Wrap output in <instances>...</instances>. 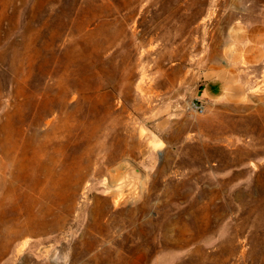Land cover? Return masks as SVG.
<instances>
[{"label":"rangeland","instance_id":"rangeland-1","mask_svg":"<svg viewBox=\"0 0 264 264\" xmlns=\"http://www.w3.org/2000/svg\"><path fill=\"white\" fill-rule=\"evenodd\" d=\"M259 32L264 0H0V264H264Z\"/></svg>","mask_w":264,"mask_h":264},{"label":"crops","instance_id":"crops-1","mask_svg":"<svg viewBox=\"0 0 264 264\" xmlns=\"http://www.w3.org/2000/svg\"><path fill=\"white\" fill-rule=\"evenodd\" d=\"M249 37L248 39H250V43L248 44L247 42L248 45L243 46L244 50H242L241 52L243 55L245 50L248 51L249 53L246 52V55H245L246 58L251 62H257L260 60V56L261 57L264 56V50H260L259 48V47H262L261 43L259 42H262L263 40L262 38H264V36H263V33L261 34L259 32V33H255L254 35L252 33ZM244 38L245 37L240 36L237 39H244ZM229 86H230L229 81H226L224 78L218 77L216 79H210L202 86L201 95L203 98H206V99L220 98L225 94ZM233 92H235V90Z\"/></svg>","mask_w":264,"mask_h":264},{"label":"bare ground","instance_id":"bare-ground-1","mask_svg":"<svg viewBox=\"0 0 264 264\" xmlns=\"http://www.w3.org/2000/svg\"><path fill=\"white\" fill-rule=\"evenodd\" d=\"M127 166H128V164H127ZM126 166V167H127ZM124 172V171H123ZM127 173L131 176V178L132 179H138L139 177H140V173L138 172V170L137 169H135V168H133V167H129V168H127ZM134 184V183H133ZM132 183H131V185L130 186H128L129 188L130 187H133L134 185H133ZM128 185V184H127ZM136 185V184H135Z\"/></svg>","mask_w":264,"mask_h":264},{"label":"built area","instance_id":"built-area-1","mask_svg":"<svg viewBox=\"0 0 264 264\" xmlns=\"http://www.w3.org/2000/svg\"><path fill=\"white\" fill-rule=\"evenodd\" d=\"M195 109L198 113H203L205 106L201 102L195 103Z\"/></svg>","mask_w":264,"mask_h":264}]
</instances>
